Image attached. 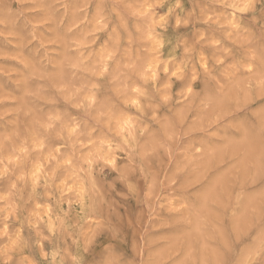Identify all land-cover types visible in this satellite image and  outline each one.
<instances>
[{"label":"rangeland","instance_id":"1","mask_svg":"<svg viewBox=\"0 0 264 264\" xmlns=\"http://www.w3.org/2000/svg\"><path fill=\"white\" fill-rule=\"evenodd\" d=\"M6 1L4 2V0H0V5H2L0 6V264H143L144 262V264H183V262L184 264H212L214 262L213 260L216 259L219 261L225 260L224 264H264V169L261 175L258 174V177L255 178L256 184L254 183L252 184L253 186L251 185L250 189H254L256 192L249 200L254 199L249 202L247 201L249 198V196H247L249 191L242 189L241 191H238L235 185L237 181L243 179L242 177H245V175L250 172L249 168L251 167L250 162L244 160V157L241 154L226 157L224 159L225 161L223 160L225 163L217 162L219 163L217 164L218 166L214 164L216 167L212 165L215 170H212V167L210 166L211 168L208 167L204 172H195V170H199L198 165L196 166L195 163L203 158L204 155H202V153H205V151L201 149L202 144L207 142V145H210L211 150L214 149V151L216 148H222V146H225V143L222 140L234 136L239 127H242L241 124L245 125V122H242V119L247 116L249 117V115L251 116V114L255 113L258 108L260 113L258 111L257 113L262 115L261 113L264 112V102L257 106H244L241 110L234 108L232 112L226 115V118L228 117L227 119L224 118L225 120H223L222 117V119L217 120L216 123H212L213 126L206 127V131L203 130V132L200 133L201 135H198V137H200L203 134L202 137L196 138L197 141L199 140L202 143L198 150H193L195 151L194 153H192L193 151L190 153L187 152L180 157L182 158V160H180V167L182 166L181 161L184 160V157L185 160L190 161L187 166L188 168L190 165L194 164L192 165L193 168L191 167L189 170H187V167L180 169V171L188 173V176L184 173L183 177H187H184V180H187L188 178L190 179L191 175L193 176V174L197 173L198 175H201L198 180L202 179L201 182L205 186L202 189L194 190L189 196L183 194L184 192L182 191L181 193L176 187L173 189L160 185L162 183L160 180L164 179L163 175L167 174V170L176 168L177 163L174 161V156L177 153L176 151H180L178 139H175L173 142V144L176 143V145H172L171 148L165 146L162 150V152L164 151L165 153V155L163 153L162 156L163 161L156 166L157 168H155L153 173V178L156 183H154V185L157 186L158 184L157 189L159 186L160 187L158 190H153L157 196L154 198L152 197L151 203L148 204L147 209H145L147 207L145 198L148 196L147 187L149 185L146 181L147 177L144 176L141 171H137L131 178L120 177V170L123 167H128L129 163L132 164L130 158H134V153H140L144 136L155 137L160 134L158 127L151 124L149 121L154 113H147V116L143 113V108L149 107V102L143 103L141 102V98H145L149 93H152V91L154 92V90L156 93L160 94L161 99L164 101L169 99L170 95H172L174 102L169 105L167 103L163 104L159 101L150 104L152 106H150L151 108L158 109L161 113L159 117V119H161H158L157 121L158 124L160 122L163 123V121L165 122V119L167 120L170 117V110L182 102V97L186 98L182 95V97L177 99L176 96L180 94L177 93L175 89H172V91L170 90L171 86L174 85V80H177L176 77L178 75L175 76V73L180 71V69H177L176 67L173 68L174 70L172 69L167 72L164 80H162L164 81L162 82L164 85L158 83L156 88H154L155 86L152 87L154 85L152 79L150 80L154 75V70L152 69L157 67L159 71H163V64L161 63L165 58L166 49L171 45L170 47L176 46L180 49V52L178 51L179 54H181L182 51L186 52L188 55L187 59H191V61L190 59H188V61L186 60L188 68H186L185 65L182 66L186 71H194L198 68L201 69L202 67H205L206 64H209L210 62L215 63L217 60L224 61L226 58L219 57V52L222 54H225L226 52L228 53V49L226 48L228 44H235V41L237 43V41L245 40V37L250 33H252L253 41L256 44L258 42L256 47L261 46L260 48L264 50V28L258 27V24L261 23V15L254 11L253 16L256 17L254 19L247 11L239 12L233 9L232 6L229 5L230 1L228 2L227 0L224 3L217 0H91L93 3H91L90 0ZM177 1L179 3H176ZM242 1L244 2L242 3ZM232 2L241 8L246 7L247 9L248 7V10L252 9L256 3L259 4L258 0H236V2L235 0H232ZM223 5L227 7H224ZM199 7L201 8V12ZM212 7L214 9H212ZM263 7L264 6H262V8ZM183 9L185 10L183 11ZM196 10L197 13L200 12V15L196 13ZM189 11H192L193 13H188ZM171 12L174 13L172 14ZM224 12L226 18L224 17ZM71 13H73V15ZM187 13L189 15H187ZM177 15L178 18H175ZM213 15L216 17L214 18ZM201 16H205L204 19L206 17L209 19L206 18L204 20ZM180 18L181 20H179ZM210 18H213L214 21H209L211 20ZM249 20L252 21L249 22ZM14 21L16 24H12ZM176 21H179L180 24ZM184 22H187V24ZM244 23H246L247 26H244L246 25ZM252 23L255 24L252 25ZM110 25H112V27ZM103 26L105 29H103ZM215 26L219 28L215 29ZM252 26L254 29L257 28V31H254ZM114 27L118 28V30L114 29ZM63 28L65 29L62 30ZM248 28H250V30H248ZM235 29H239V32L236 31V33ZM61 30L62 33H60ZM176 30L179 32L181 31L180 34ZM206 32L211 35L209 36ZM216 32L220 35H217ZM163 33L165 35H163ZM212 35L214 37H212ZM134 36V40H137L138 37L140 39L136 42L132 40ZM179 37L184 38L180 39ZM227 37H229V41H226L228 40ZM239 37L240 40L238 39ZM259 38L261 39L259 40ZM24 40L26 45L23 43ZM95 42L98 43L96 44ZM101 43L102 45H100ZM95 44L98 46H95ZM212 45L218 47L216 51H219L218 54H215L213 57L211 54L207 53V48L204 47L206 46L210 49V46ZM182 48L186 49L182 50ZM199 49H201V51ZM66 50H69V53H67ZM202 50L203 53H205L204 55L196 54L197 52H202ZM248 51L252 54L253 49L248 48ZM246 53L247 52H244V54L241 53V58L238 56L241 61V67L238 69V73L237 71H230L229 68H231L232 64L229 65L228 61H225L228 69L224 68L223 72L219 75H227L228 73L231 74L229 75L231 79L228 78V82L224 79L223 81L220 80L219 83H221V85H219L221 88H227L226 84L229 85L233 82V75H235L234 78L240 77L239 79L241 80L250 79L261 69L257 64H248ZM252 55H254V53ZM93 58H96L97 60H93ZM201 60L203 61L201 62ZM157 62H159L160 65L159 63L156 65ZM192 65L195 66V68ZM253 68H255V71H253ZM245 70H250L249 72L251 73L245 75L242 73V71L246 72ZM150 75L151 77H149ZM50 76H52V78ZM139 77L141 79L142 77L143 79L146 77L144 80H148V82H142L143 79L140 80ZM168 78L170 84L167 83ZM165 79L167 84L165 83ZM98 80L99 82L103 80L100 82L102 85L98 83ZM259 82L262 83L263 80L259 79L258 83ZM97 84L99 86H97ZM255 84L256 86H254ZM75 85L77 88H75ZM165 85L166 87H164ZM167 85L169 87L168 89ZM244 85L245 86L242 87L244 89L239 90V92L241 91L240 93H238V91L235 92L236 96L244 93L245 90L248 94L250 93V90L255 91V89H258L257 81L250 85ZM261 87H264V82L261 86L259 85V88ZM248 88L250 90H248ZM148 90L150 92H148ZM77 91L79 92L77 93ZM165 91H167V94ZM81 92H83V94ZM112 92H114V94ZM80 95L82 98H80ZM113 95L114 97H112ZM73 98L76 100L73 101ZM87 100L90 101L89 104V101ZM114 100L116 101L114 102ZM112 104H115V106L118 105L119 108L122 104V107L119 109L116 106L114 110ZM60 105L61 107L59 108ZM109 108L113 109L109 110ZM202 108L205 110L208 108V110H210L209 106H202ZM73 109H76L77 111L79 110L78 112L80 114L82 112L83 115L78 113L80 116H77L74 113L77 111H74ZM252 109L254 112L251 111ZM17 110L18 112L16 113ZM82 110H85L84 112H86L87 115ZM94 111L95 113H93ZM242 111L244 112L245 117L243 116ZM245 111H248L247 116L245 115ZM104 113L107 115H104ZM257 113L256 115H259ZM90 114L95 117L91 116L89 118ZM77 117H79V120ZM145 117L147 118L145 119ZM68 118H70V120ZM191 118L195 120L196 117L191 116ZM191 118L190 121H193ZM83 120H85V123H83ZM75 121H78V124ZM90 121L92 123H90ZM225 122L227 125H222V127L221 124H226ZM22 123H25L26 125L23 126L21 125ZM239 123L240 126L238 125ZM234 124L235 127L239 126L237 127L238 129H235ZM216 125L219 127L218 129H216ZM25 126L27 127L25 128ZM88 127L89 129H87ZM90 127L94 128L90 130ZM149 127H151L150 130ZM153 127L156 129L154 130ZM18 128L22 132L19 130L16 131ZM231 128H233V130ZM261 128L264 132V124ZM88 130L90 132L89 134L86 133ZM71 131L78 133V136L75 133L71 134ZM154 131H158V134ZM223 135L226 137L224 138ZM132 136H134L135 139H139V141H136L138 146H135V149L131 147V142L133 141V139L131 140ZM237 136L235 139L238 138ZM7 137H10V139H6ZM183 137H185V135ZM205 137L208 138L206 139ZM209 138L212 139V141ZM220 138L223 139L220 140ZM244 141L248 143L250 140L245 139ZM73 143L76 144L74 145ZM136 147L139 148L136 149ZM199 151L201 154H199ZM193 154L200 156H194ZM215 154L216 152L214 153V156ZM170 156L174 159H171ZM231 157H235V159H232ZM192 158L193 160H191ZM53 160L55 162H53ZM238 161L241 162L239 163ZM171 164H174V167H172ZM169 165L172 168H170ZM243 165H245V167ZM232 167L233 169H231ZM157 169L158 171H156ZM165 169H167L166 173H164ZM190 172H192L191 175ZM223 173L226 174L224 175ZM159 175H161V177ZM220 177L222 179H220ZM156 178H159V180H156ZM193 180L194 179L191 181ZM213 180H215V182ZM174 183L175 182H173V184ZM229 183L231 185H229ZM232 183L234 185H232ZM180 185L178 186L182 187ZM208 185L209 188L206 190L209 192L211 189L210 192L213 196H211L209 192L210 196L208 195L209 197L206 199L207 202L205 201V204L203 203V205L199 207V204L197 203L198 201L196 202L195 200L202 195L204 189L208 187ZM224 187H226V189ZM221 189L224 194L222 191L220 192ZM230 189L234 191H231ZM176 191H179L181 194ZM234 192L236 193L234 194ZM230 193L231 195L226 197L227 194ZM192 194L195 197H192ZM218 194L221 196L220 199H226L218 200ZM210 197L213 198V200H211ZM173 198L174 200H172ZM166 201H168V203ZM194 201L197 204H195ZM166 203L167 207L164 206ZM220 203L223 204L221 205ZM190 205L192 207H190ZM207 206H209V208ZM169 207L172 208V210ZM241 207H243L242 211ZM165 208H169V211ZM252 210L255 211L252 212ZM210 211L212 212V217H210ZM240 215H243L244 219L242 218L243 216L241 217ZM137 217L140 218L139 221L136 220L138 219ZM165 217L166 219L164 220ZM109 218L112 221H110ZM214 218L218 219L213 221ZM225 223L226 225L224 227ZM119 225H121L122 228ZM134 227L137 228L135 229ZM230 228L237 229L232 230ZM228 231L230 232L228 233ZM194 232L199 235H195ZM232 232L234 235H231L233 234ZM245 232H247V234ZM192 234L195 236L193 237ZM142 237H144V239H142ZM173 237H176V239ZM190 237L195 238V240L193 238L190 239ZM136 238L137 240L132 241ZM48 239L50 241H48ZM141 239L143 241L148 239L150 242L146 241L148 242L146 243ZM182 239L184 242L181 241ZM139 240L141 243L143 242V247L141 243H139ZM239 240L240 242H238ZM185 241H188L189 245L191 242V246H189L188 243H185ZM227 241L230 244H228ZM136 242L138 243L136 244ZM216 242L217 246L213 247L216 245ZM184 243L186 244L184 245L185 247H183ZM221 243L224 246L221 245ZM218 246H222L223 248H218ZM169 248H171V250L174 248V251L172 250V252H170L171 250ZM221 248L225 250H222ZM144 249L148 253L151 251L149 253L150 255H148L147 252H144ZM239 249L240 252L238 251L237 253V250ZM134 250L138 252H135ZM218 250L223 254V259H221V253H219L220 251ZM179 251H183L181 252V255ZM217 252L218 257L214 255V253ZM211 253H213V256ZM208 255H211L212 259H209L211 257ZM242 255L244 256L242 257ZM136 256H139V258ZM147 257H149V259L146 260ZM205 257L208 259L207 261L209 263L205 260ZM157 258L162 259L159 262L157 261ZM178 258L181 259V262ZM115 259L118 260L116 261ZM183 259L184 261H182ZM217 260L215 261L216 264H223V262H217ZM187 261L190 263H187Z\"/></svg>","mask_w":264,"mask_h":264},{"label":"bare ground","instance_id":"2","mask_svg":"<svg viewBox=\"0 0 264 264\" xmlns=\"http://www.w3.org/2000/svg\"><path fill=\"white\" fill-rule=\"evenodd\" d=\"M6 0H4V2H5ZM84 1V0H83ZM91 1V0H90ZM163 1H165V0H163ZM167 1V0H166ZM209 1V0H208ZM217 1H220L221 3H224V2H226V0H217ZM217 1H216V3H217ZM230 4V6H232V8L233 9H235L236 11H239V12H245V11H247L250 15H251V17L252 18H256L255 16H253V14H254V11L255 12H257L259 15H261V23H257L258 24V27L259 28H264L263 26H264V7L262 8V6H264V0H258V2H259V4L258 3H256L254 6H253V10L252 9H250V10H248V7H247V9H246V7H239V6H236L235 5V3L234 2H232V0H227ZM238 1V0H237ZM7 2V1H6ZM181 2V1H180ZM235 2H236V0H235ZM244 1H242V3H243ZM1 3V2H0ZM3 3V2H2ZM91 3H93L92 1H91ZM90 3V4H91ZM165 3V2H164ZM176 3H179L178 1L176 2ZM174 4V3H173ZM209 4H210V2H209ZM212 4V3H211ZM10 5V4H9ZM103 5V4H102ZM176 5H178V4H176ZM217 5V4H216ZM0 6H2V5H0ZM5 6V5H4ZM164 6V5H163ZM174 6H175V4H174ZM215 6V5H214ZM213 6V7H214ZM218 6V5H217ZM222 6V5H221ZM224 7H227V6H225V5H223ZM9 7V6H8ZM50 7V6H49ZM209 7V6H208ZM208 7H207V9H208ZM212 7V9H214ZM194 8V7H193ZM196 8H197V6H196ZM200 8V7H199ZM216 8H218V7H216ZM231 8V7H230ZM231 8V9H232ZM187 9V8H186ZM198 9V8H197ZM206 9V10H207ZM7 10V9H6ZM185 9H183V11H184ZM199 10V9H198ZM218 10H221V9H218ZM223 10V9H222ZM2 11H3V9H2ZM79 11V10H78ZM82 11V10H81ZM169 11V10H168ZM175 11V10H174ZM193 11V10H192ZM192 11H189L188 13H190L191 12V14L193 13ZM195 11V10H194ZM7 12V11H6ZM77 12V11H76ZM176 12V11H175ZM187 12V11H186ZM200 12H201V8H200ZM199 12V13H200ZM205 12V11H204ZM218 12V11H217ZM8 13V12H7ZM102 13V12H101ZM169 13V12H168ZM172 13V12H171ZM174 13V12H173ZM172 13V14H173ZM184 13V12H183ZM187 13V15H189ZM196 13H197V10H196ZM199 13H197V14H199ZM72 15H73V13H71ZM92 14V13H91ZM185 14V13H184ZM195 14V13H194ZM214 14H215V12H214ZM218 14H221V13H218ZM243 14H245V13H243ZM258 14H257V16H258ZM7 15V14H6ZM5 15V16H6ZM9 15V14H8ZM165 15V14H164ZM163 15V16H164ZM168 15V14H167ZM166 15V16H167ZM200 15V14H199ZM210 15V14H209ZM225 12H224V17H225ZM256 15V14H255ZM172 16V15H171ZM184 16V15H183ZM183 16H181V17H183ZM192 16V15H191ZM198 16V15H197ZM211 16V15H210ZM209 16V17H210ZM219 16V15H218ZM232 16V15H231ZM246 16H248V15H246ZM7 17V16H6ZM5 17V18H6ZM9 17V16H8ZM87 17H88V15H87ZM127 17V16H126ZM125 17V18H126ZM200 17V16H199ZM201 17H203V16H201ZM205 17V16H204ZM204 17H203V19H204ZM213 17L215 18L216 16H214L213 15ZM259 17V16H258ZM72 18H73V16H72ZM120 18V17H119ZM173 18H174V15H173ZM175 18H178V15H177V17H175ZM186 18V17H185ZM189 18H190V16H189ZM194 18V17H193ZM206 18H208V17H206ZM205 18V19H206ZM226 18V17H225ZM235 18V17H234ZM9 19V18H8ZM90 19V18H89ZM113 19V18H112ZM116 19V18H115ZM127 19V18H126ZM204 19V20H205ZM209 19V18H208ZM211 20H209V21H214V19L213 18H210ZM217 19V18H216ZM215 19V20H216ZM228 19V18H227ZM232 19V18H231ZM248 19V18H247ZM13 20V19H12ZM86 20H88V19H86ZM169 20H170V18H169ZM175 20V19H174ZM179 20H181V18L179 19ZM190 20V19H189ZM221 20V19H220ZM223 21H225L224 19H222ZM257 20V19H256ZM184 21V20H183ZM191 21H193V20H191ZM252 21V20H251ZM250 20H249V22H251ZM253 21H255V20H253ZM54 22H56V21H54ZM53 22V23H54ZM86 22H88V21H86ZM117 22H118V20H117ZM116 22V23H117ZM127 22V21H126ZM125 22V23H126ZM177 22V21H176ZM216 22V21H215ZM218 22V21H217ZM220 22V21H219ZM228 22V21H227ZM15 23V21L14 22H12V24H14ZM85 23V22H84ZM84 23H82V24H84ZM177 23H179V21L177 22ZM185 24H187V22H184ZM203 23H205V22H203ZM225 23V22H224ZM243 23V22H242ZM16 24V23H15ZM59 24V23H58ZM88 24H90V23H88ZM127 24V23H126ZM165 24V23H164ZM180 24V23H179ZM184 24V25H185ZM201 24V23H200ZM206 24V23H205ZM244 24H246V23H244ZM250 24V23H249ZM253 24H255V23H252V25ZM1 25V24H0ZM56 25V24H55ZM60 25V24H59ZM94 25V24H93ZM108 25H109V23H108ZM194 25V24H193ZM223 25V24H222ZM23 26V25H22ZM57 26V25H56ZM78 26V25H77ZM85 26V25H84ZM111 27H112V25H110ZM127 26V25H126ZM139 26V25H138ZM195 26H198V25H195ZM194 26V27H195ZM217 26V25H216ZM215 26V27H216ZM244 26H247V24L246 25H244ZM250 26V25H249ZM255 26V25H254ZM10 27H11V23H10ZM9 27V28H10ZM108 27V26H107ZM179 27V26H178ZM181 27V26H180ZM184 27V26H183ZM187 27V26H186ZM189 27V26H188ZM202 27V26H201ZM238 27V26H237ZM241 27V26H240ZM253 27V26H252ZM256 27V26H255ZM14 28V27H13ZM58 28V27H57ZM86 28V27H85ZM101 28V27H100ZM139 28H141V27H139ZM156 28V27H155ZM182 28V27H181ZM180 28V29H181ZM219 28V27H218ZM217 27L215 28V29H218ZM221 28V27H220ZM232 28V27H231ZM65 28H63L62 30H64ZM74 29V28H73ZM103 29H105L104 28V26H103ZM114 29H117L118 30V28H116V27H114ZM125 29V28H124ZM166 29V28H165ZM179 29V30H180ZM195 29V28H194ZM204 29V28H203ZM227 29V28H226ZM234 29V28H233ZM241 29V28H240ZM243 29H245V28H243ZM253 29H254V27H253ZM257 29V28H256ZM256 29H254V31H257ZM59 30V29H58ZM62 30L60 31V33H62ZM72 30V29H71ZM83 30V29H82ZM123 30V29H122ZM182 30V29H181ZM248 30H250V28H248ZM258 30H260V29H258ZM264 30V29H263ZM102 31V30H101ZM107 31V30H106ZM171 31V30H170ZM177 31V30H176ZM183 31V30H182ZM213 31H215V30H213ZM216 31H218V30H216ZM219 31H220V29H219ZM239 32V29H235V32ZM70 32V31H69ZM112 32V31H111ZM177 32H179V31H177ZM181 32V31H180ZM180 32H179V34H180ZM192 32V31H191ZM199 32V31H198ZM201 32V31H200ZM204 32V31H203ZM236 32V33H237ZM241 32V31H240ZM249 32H252V31H249ZM26 33V32H25ZM58 33V32H57ZM59 33V34H60ZM106 33V32H105ZM104 33V34H105ZM140 33V32H139ZM176 33V32H175ZM185 33V32H184ZM196 33V32H195ZM202 33V32H201ZM207 33V32H206ZM242 33V32H241ZM244 33V32H243ZM254 33V32H253ZM263 33V32H262ZM261 33V34H262ZM71 34H72V32H71ZM95 34H96V32H95ZM94 34V35H95ZM99 34V33H98ZM102 34V33H101ZM110 34V33H109ZM116 34V33H115ZM173 34V33H172ZM194 34V33H193ZM208 34V33H207ZM207 34H205V35H207ZM216 34L218 35L219 33H217L216 32ZM215 34V35H216ZM235 34V33H234ZM239 34V33H238ZM22 35V34H21ZM20 35V36H21ZM63 35V34H62ZM68 35V34H67ZM94 35H92V36H94ZM163 35H165L164 33H163ZM170 35V34H169ZM198 35V34H197ZM209 35V34H208ZM211 35V34H210ZM209 35V36H210ZM214 35V34H213ZM212 35V37H214ZM220 35V34H219ZM222 35V34H221ZM256 35H258V34H256ZM61 36V35H60ZM66 36V35H65ZM136 36V35H135ZM135 36L133 37V39L132 40H134V38H135ZM172 36V35H171ZM176 36H177V34H176ZM208 36V37H209ZM244 36V35H243ZM255 36V35H254ZM261 36V35H260ZM22 37V36H21ZM63 37V36H62ZM112 37V36H111ZM120 37V36H119ZM122 37H123V35H122ZM121 37V38H122ZM125 37V36H124ZM185 37V36H184ZM184 37H179L180 39L181 38H184ZM191 37V36H190ZM193 37V36H192ZM219 37V36H218ZM263 37H264V35H263ZM23 38V37H22ZM98 38H99V36H98ZM102 38V37H101ZM120 38V39H121ZM172 38V37H171ZM228 38V40H226V41H229V37H227ZM226 38V39H227ZM261 38H262V36H261ZM261 38H259V40L261 39ZM138 39H140L139 37H138ZM137 39V40H138ZM194 39V38H193ZM212 39V38H211ZM210 39V40H211ZM221 39V38H220ZM236 39V38H235ZM234 39V40H235ZM239 40H240V37L238 38ZM241 39H243V38H241ZM26 40H28V39H26ZM101 40V39H100ZM102 40H103V38H102ZM111 40V39H110ZM124 40V39H123ZM137 40H134V41H136L137 42ZM176 40V39H175ZM179 40V39H178ZM182 40H184V39H182ZM181 40V41H182ZM196 40V39H195ZM195 40H194V43H195ZM201 40H202V38H201ZM203 40H206V39H203ZM222 40V39H221ZM220 40V41H221ZM104 41H105V39H104ZM233 41V40H232ZM255 41H257V40H255ZM263 41H264V39H263ZM25 42V40L23 41V43ZM27 42V41H26ZM29 42V41H28ZM123 42V41H122ZM133 42V41H132ZM135 42V43H136ZM175 42V41H174ZM211 42V41H210ZM234 42V41H233ZM31 43V42H30ZM37 43V42H36ZM96 43V42H95ZM98 43V42H97ZM96 43V44H97ZM103 43V42H102ZM102 43L100 44V45H102ZM119 43V42H118ZM129 43V42H128ZM25 44V43H24ZM95 44V46H98V45H96ZM170 44V43H169ZM26 45V44H25ZM42 45V44H41ZM113 45V44H112ZM116 45V44H115ZM115 45H114V47H115ZM258 45V42H257V44L253 41V37H252V33H250L249 35H247L246 37H245V40H240V41H237V43H236V41H235V44H228L227 46H226V48L228 49V53L226 52L225 54H222L221 52H219V51H216L217 50V48L218 47H216V46H214V45H212V46H210V49H209V47H206V46H204L205 48H207V53L208 54H211V56L213 57V56H215V54H218V52L220 53V56L219 57H223V58H226L224 61H218L217 60V62H215V63H212V62H210L209 64H206L205 65V67H202L201 69H195L194 71H186V70H184L183 69V65H185L186 66V68H188L187 67V62H186V60L188 61V59H190V58H188L187 59V57H188V55L186 54V52H181V54H179L178 53V51L180 52V49L179 48H177L176 46H173V47H170L169 46V48H167L166 49V54H165V58L163 59V61H162V63L161 64H163V71H159V69L156 67L155 69H152V70H154V75H153V77L152 78H150V80L152 79V82L154 83V85L152 86V87H154V88H156V86H157V84L158 83H161V84H163L162 82H164V81H162V80H164V78H165V75L167 74V72L169 71V70H172L173 68H177V69H180V71L179 72H177V73H175V76H177L176 77V79L177 80H174V82H173V84L174 85H172V82H171V88H170V90L172 91V89H175L176 91H177V93H179L180 95H177L176 96V98L178 99V98H180V97H182V95H184L186 98H184V97H182L181 99H182V102L181 103H179L175 108H173L172 110H170V113H171V115H170V117L166 120L165 119V122L163 121V123H157V121H158V119H159V117H160V112H159V110L158 109H153V108H151L152 106L150 105L151 103H153V102H161V103H163V104H171L172 102H174V100H173V97H172V95H170V98L169 99H167L166 101H164V100H162L161 99V97H160V94L159 93H156L155 92V90H154V92L152 91V93H149L145 98H141L142 99V101L141 102H143V103H148L149 102V107H144L143 108V113L144 114H146V116H147V113L148 114H150V113H154L153 114V117L149 120L150 122H151V124H154L155 126H157L158 127V129L160 130V134L159 135H157V136H155V137H153L152 135V137H149V136H147V137H145L144 136V138H143V143L141 144V150H140V153L139 154H136V153H134V158L133 157H131L130 158V161H132V164H128L129 166L128 167H123L121 170H120V174H121V176L120 177H123V178H131L132 176H134L135 175V173L137 172V171H141L142 173H143V175L144 176H146L147 178H146V181L148 182V187H147V190H148V196L145 198V202H146V208L145 209H147L148 208V204H150L151 203V199H152V197L154 198V197H156L157 196V194L156 193H154V191L153 190H156L157 189V186H158V184H157V186L156 185H154V183H155V179L153 178V173H154V171H155V168H157L156 166H158L159 164H160V162L161 161H163L162 160V156H163V153H164V151L162 152V150H163V148L165 147V146H168L169 148H171L172 147V145H176V143H174L173 144V142L175 141V139H178L179 141H178V145H180V148H179V152L178 151H176L177 153H176V155L174 156L175 157V162L177 163V165H176V168H172V167H174L172 164V167L170 166V168H172V169H170V170H167V169H165V172L164 173H166V170H167V174H164L163 176H164V179L163 180H160L162 183L160 184V185H162V186H167V188L168 187H170V188H173V189H175V187L181 192H184L183 194H187L188 196L194 191V190H197V189H202V188H204L205 186H204V184L201 182L202 181V179L201 180H198L199 178H200V176L201 175H198L197 173H199V172H204L205 170H207V168L208 167H212V165H217V164H219L220 162H223V160L226 158V157H228V156H236V155H239V154H241L243 157H244V160H248V162H250V168H249V173H247V174H249V175H245V177H242L243 179H240L239 181H237V183L235 184V182H234V184L236 185V189L238 190V191H241V189L242 190H246V191H249V193H248V195L247 196H249V198H248V202L249 201H252V200H249L251 197H253L254 195V193L256 192L254 189H250L251 188V185L252 184H254L255 183V178H257L258 177V174H260L261 175V173L263 172V169H264V132L261 130L262 128H261V126L264 124V112L263 113H261L262 115H260L259 113V108H258V112L259 113H257V111L255 112V113H253V114H251V116L249 115V117L247 116L248 114H247V112H246V118H244V119H242V122H245L244 124L245 125H243V124H241L242 125V127H239L240 126V123L238 124L239 126H236L235 127V124H234V127H235V129H238L237 127H239V129L237 130V132H236V134H234V136H231V137H227V138H225L224 137V135H227V134H224L223 135V137L225 138V139H223V138H220V140L221 139H223L222 141L225 143H223L225 146H222V148H216V150L214 151V149H212L211 150V148H210V145H207V142H205V143H201L199 140L197 141L196 140V138L198 137V135H201L200 133H202L203 132V130H205L206 131V127H209V126H211L212 125V123H216V121L217 120H219V119H222V117H223V120H225L224 118H226V115L227 114H229L230 112H232V110L235 108V109H240L241 110V108L243 109V107L244 106H250V107H252V105H254V106H257V105H260V104H262L263 102H264V87H261V88H259V85L261 86V84H263V82H264V50H262V48H260L261 46H258V47H256ZM32 46V45H31ZM30 46V47H31ZM126 46V45H125ZM186 46V45H185ZM184 46V47H185ZM192 46V45H191ZM191 46H189V47H191ZM38 47V46H37ZM113 47V48H114ZM183 47V46H182ZM121 48H123V47H121ZM193 48V47H192ZM248 48H252L253 49V51H252V54L254 53V55H252L251 54V52L250 51H248ZM88 49V48H87ZM96 49V48H95ZM117 49H118V47H117ZM125 49V48H124ZM185 50L186 48H182V50ZM191 49V48H190ZM190 49H189V51H190ZM209 49V50H208ZM93 50V49H92ZM102 50V49H101ZM121 50V49H120ZM196 50V49H195ZM200 51H201V49H199ZM204 50V49H203ZM203 50H202V52H197L196 53V51H195V53L198 55H200V54H202V55H204L205 53H203ZM246 50V51H245ZM67 51V53H69L68 51L69 50H66ZM65 51V52H66ZM108 51H110V50H108ZM125 51V50H124ZM216 51V52H215ZM64 52V53H65ZM98 52V51H97ZM100 52V51H99ZM103 52V51H102ZM119 52V51H118ZM244 52H247L246 53V56H247V62H248V64H250V65H254V64H257L258 66H260V70H258V72L257 73H255V75H254V77H252V78H248V79H244V80H241V79H239L240 77H238V78H234L235 77V75H233L234 77H232V80H233V82L231 83V84H229V85H227L226 84V87L227 88H225V87H223V88H221V83H219V81L220 80H222L223 81V79L226 81L228 78H230L231 79V77L229 76V75H231V74H228L227 73V75H219L221 72H223V69L224 68H227L228 66H227V64H225V61H228V64L230 65V64H232V66H231V68H229V70L230 71H237V73H238V69L241 67L240 66V60H239V58H238V56L241 58V53H243L244 54ZM66 53V54H67ZM109 53V52H108ZM125 53V52H124ZM190 53V52H189ZM192 53V52H191ZM162 54V53H161ZM194 54V53H193ZM208 54H207V56H208ZM232 54H233V56H232ZM98 55V54H97ZM119 55V54H118ZM82 56V55H81ZM114 56H116V55H114ZM64 57H66V56H64ZM96 57V56H95ZM100 57V56H99ZM161 57V56H160ZM192 57V56H191ZM101 58V57H100ZM118 58V57H117ZM198 58V57H197ZM196 58V59H197ZM200 58V57H199ZM90 59H92V58H90ZM97 60L96 58H93V60ZM113 59V58H112ZM159 59V58H158ZM210 59V58H209ZM114 60V59H113ZM115 60H116V58H115ZM160 60V59H159ZM88 61V60H87ZM90 61V60H89ZM100 61H101V59H100ZM119 61V60H118ZM158 61V60H157ZM190 61H191V59H190ZM203 60H201V62H202ZM242 61H243V59H242ZM113 62V61H112ZM160 62V61H159ZM159 62H157V64L156 65H158V63ZM196 62H198V61H196ZM200 62V61H199ZM206 62V61H205ZM84 63H85V61H84ZM84 63H82V64H84ZM87 63V62H86ZM156 63V62H155ZM189 63V62H188ZM191 63H193V62H191ZM245 63V62H244ZM242 64H243V62H242ZM141 65V64H140ZM159 65H160V63H159ZM193 66V65H192ZM197 66V65H196ZM243 66V65H242ZM246 66V65H245ZM81 67V66H80ZM114 67V66H113ZM141 67H143V66H141ZM194 68H195V66H193ZM198 67H200V66H198ZM244 67V66H243ZM255 67V66H254ZM56 68H58V67H56ZM62 68V67H61ZM193 68V69H194ZM110 69V68H109ZM124 69V68H123ZM228 69V68H227ZM242 69V68H241ZM244 69V68H243ZM255 68H253V71H255L254 70ZM97 70V69H96ZM95 70V71H96ZM137 70H138V68H137ZM151 70V71H152ZM174 70V69H173ZM31 71V70H30ZM74 71V70H73ZM246 71V70H245ZM250 70H247L246 72H243L242 71V73H244L245 75H247V74H250L251 72H249ZM23 72H25V71H23ZM56 72V71H55ZM107 72V71H106ZM115 72V71H114ZM173 72V71H172ZM176 72V71H175ZM190 72H192V73H190ZM230 73V72H229ZM105 74V73H104ZM132 74V73H131ZM151 74V73H150ZM174 74V73H173ZM224 74V73H223ZM226 74V73H225ZM55 75V74H54ZM56 75H57V73H56ZM82 75V74H81ZM121 75V74H120ZM129 75V74H128ZM127 75V76H128ZM172 75V74H171ZM170 75V76H171ZM241 75H243V74H241ZM86 76V75H85ZM93 76V75H92ZM114 76V75H113ZM174 76V77H175ZM244 76V75H243ZM252 76H253V74H252ZM257 76V77H256ZM48 77V76H47ZM51 78H52V76H50ZM130 77H131V75H130ZM129 77V78H130ZM149 77H151V75L149 76ZM173 77V76H172ZM49 78V77H48ZM82 78V77H81ZM85 78V77H84ZM87 78H88V76H87ZM140 78V77H139ZM146 78V77H145ZM144 78V79H145ZM24 79V78H23ZM59 79V78H58ZM95 79V78H94ZM121 79V78H120ZM131 79V78H130ZM129 79V80H130ZM142 79H143V77H142ZM141 78H140V80H142ZM142 80V82L144 81H146V82H148V80ZM243 79V78H242ZM263 80V82L261 83V82H259V83H261V84H259L258 83V80ZM54 80V79H53ZM56 80V79H55ZM62 80V79H61ZM90 80V79H89ZM137 80H138V78H137ZM136 80V81H137ZM40 81V80H39ZM45 81H46V79H45ZM52 81V80H51ZM103 81V80H102ZM102 81H100V82H102ZM125 81H128V80H125ZM177 81V82H176ZM257 81V85H258V89H255V91L253 90H250L249 88H248V90H250L249 92L250 93H248L247 94V92H246V90H245V92L244 93H241V94H238V96H236L235 94V92H237L238 91V93H240L239 92V90H241V89H244V88H242L243 86H245L244 84H247V85H250V84H253V83H255ZM78 82H80V81H78ZM99 82V80H98V83H100ZM120 82H122V81H120ZM135 82V81H134ZM227 82H228V80H227ZM231 82V81H230ZM38 83V82H37ZM165 83H166V79H165ZM167 83H169L170 84V81H169V78L167 79ZM166 83V84H167ZM224 83V82H223ZM28 84H31V83H28ZM77 84V83H76ZM101 85H102V83H100ZM109 84V83H108ZM125 84H126V82H125ZM168 84V85H169ZM220 84V85H219ZM24 85V84H23ZM69 85V84H68ZM164 85V84H163ZM168 85H167V89L169 88L168 87ZM224 85V84H223ZM222 85V86H223ZM16 86V85H15ZM22 86V85H21ZM29 86V85H28ZM33 86V85H32ZM40 86V85H39ZM51 86V85H50ZM60 86H62V85H60ZM76 86V85H75ZM97 86H99L98 84H97ZM170 86V85H169ZM254 86H256V84L254 85ZM253 86V87H254ZM55 87V86H54ZM57 87V86H56ZM84 87V86H83ZM107 87V86H106ZM159 87V86H158ZM164 87H166V85L164 86ZM25 88V87H24ZM47 88V87H46ZM66 88V87H65ZM75 88H77V86L75 87ZM88 88H92V87H88ZM111 88V87H110ZM150 88V87H149ZM148 88V89H149ZM51 89V88H50ZM85 89V88H84ZM99 89V88H98ZM109 89V88H108ZM152 89V88H151ZM253 89V88H252ZM41 90H44V89H41ZM79 90H80V88H79ZM127 90V89H126ZM21 91H22V87H21ZM20 91V92H21ZM66 91H68V90H66ZM90 91V90H89ZM108 91V90H107ZM107 91H105V92H107ZM111 91H112V89H111ZM65 92V91H64ZM79 91H77V93H78ZM96 92V91H95ZM103 92V91H102ZM109 92V91H108ZM119 92V91H118ZM148 92H150L149 90H148ZM166 92V94H167V91H165ZM183 92V93H182ZM41 93H43V92H41ZM82 94H83V92H81ZM94 93V92H93ZM104 93V92H103ZM113 94H114V92H112ZM175 93V92H174ZM74 94H76V93H74ZM81 94V95H82ZM101 94V93H100ZM78 95V94H77ZM80 95V96H81ZM101 95H103V94H101ZM100 95V96H101ZM240 95V96H239ZM65 96V95H64ZM73 96V95H72ZM83 96V95H82ZM82 96L80 97V98H82ZM105 96V95H104ZM140 96H143V95H140ZM230 96V97H229ZM112 97H114V95L112 96ZM111 97V98H112ZM64 98H66V97H64ZM106 98V97H105ZM104 98V99H105ZM116 98H117V96H116ZM29 99H30V97H29ZM77 99H79V98H77ZM99 99V98H98ZM110 99V98H109ZM43 100V99H42ZM76 100V99H75ZM74 100V98H73V101H75ZM94 100V99H93ZM102 100V99H101ZM87 101H89V100H87ZM86 101V102H87ZM116 100H114V102H115ZM85 102V103H86ZM103 102V101H102ZM112 102V101H111ZM67 103V102H66ZM90 103V101L88 102V104ZM108 103V102H107ZM117 103H119V102H117ZM56 104V103H55ZM125 104V103H124ZM140 104V103H139ZM53 105V104H52ZM51 105V106H52ZM99 105H101V104H99ZM103 105V104H102ZM113 106H114V110H115V107L117 106L118 108H119V106L118 105H116L115 106V104H112ZM120 105V104H119ZM264 105V104H263ZM54 106V105H53ZM56 106V105H55ZM97 106V105H96ZM104 106V105H103ZM121 107H122V104L120 105ZM151 106V107H150ZM202 106H209L210 108V110H208V108L205 110V109H203L202 108ZM61 107V105L59 106V108ZM87 107V106H86ZM90 107V106H89ZM110 107V106H109ZM120 107V108H121ZM170 107V106H169ZM177 107H178V109H177ZM260 107V106H259ZM263 107V106H262ZM22 108V107H21ZM57 108V107H56ZM74 108V107H73ZM83 108V107H82ZM101 108V107H100ZM105 108V107H104ZM107 108H108V106H107ZM119 108V109H120ZM255 108V107H254ZM80 109V108H79ZM88 109V108H87ZM103 109V108H102ZM111 109H113V108H111ZM110 108H109V110H111ZM166 109H168V108H166ZM245 109H247V108H245ZM74 111H77L76 109H73ZM86 110V109H85ZM84 110V111H85ZM239 110V111H240ZM250 110V109H249ZM73 111V112H74ZM79 111V110H78ZM74 112L77 116H80L81 114H82V112H81V114L79 113V112ZM83 111V110H82ZM83 111V112H84ZM88 111V110H87ZM163 111V110H162ZM238 111V110H237ZM251 111H253L254 112V110L252 109ZM251 111H249V112H251ZM18 112V110L16 111V113ZM37 112V111H36ZM167 112V111H166ZM165 112V113H166ZM56 113V112H55ZM78 113L80 114V115H78ZM84 113H86V112H84ZM93 113H95V111L93 112ZM237 113V112H236ZM239 113H241V112H239ZM242 113H243V116H244V112L242 111ZM256 113L257 114H259V115H256ZM57 114V113H56ZM106 113H104V115H105ZM151 114V115H152ZM169 114V113H168ZM167 114V115H168ZM255 114V115H254ZM49 115V114H48ZM64 115V114H63ZM66 115V114H65ZM70 115V114H69ZM68 115V116H69ZM74 115V114H73ZM75 115V116H76ZM83 115V114H82ZM86 115H87V113H86ZM107 115V114H106ZM235 115V114H234ZM237 115V114H236ZM241 115V114H240ZM254 115V116H253ZM20 116H21V114H20ZM93 117L94 115H92V114H90V116H89V118L90 117ZM191 116H195L196 118H195V120H193L192 118H191ZM231 116V115H230ZM18 117V116H17ZM95 117V116H94ZM98 117V116H97ZM245 117V116H244ZM34 118V117H33ZM71 118V117H70ZM70 118H68L69 120H70ZM78 118V120H79V117H77ZM81 118H82V116H81ZM87 118V117H86ZM147 117H145V119H146ZM190 118L193 120V121H190ZM228 118V117H227ZM226 118V119H227ZM23 119H25V118H23ZM62 119V118H61ZM92 119V118H91ZM161 119V118H160ZM159 119V120H160ZM164 119V118H163ZM230 119V118H229ZM228 119V120H229ZM236 119V118H235ZM234 119V120H235ZM86 120H88V119H86ZM94 120V119H93ZM21 121H22V119H21ZM23 121H25V120H23ZM63 121V120H62ZM74 121V120H73ZM84 122L83 123H85V120H83ZM227 121V120H226ZM239 121H241V120H239ZM30 122V121H29ZM56 122V121H55ZM61 122V121H60ZM75 122H77V124H78V121H75ZM80 122H81V120H80ZM87 122V121H86ZM144 122V121H143ZM221 122V121H220ZM236 122H238V121H236ZM73 123V122H72ZM71 123V124H72ZM90 123H92L91 121H90ZM226 123V122H225ZM55 124V123H54ZM60 124V123H59ZM141 124V123H140ZM147 124V123H146ZM219 124V123H218ZM255 124V125H254ZM21 125H26L25 123L23 124H21ZM36 125V124H35ZM38 125V124H37ZM44 125V124H43ZM67 125V124H66ZM82 125H84V124H82ZM90 125V124H89ZM89 125H87V126H89ZM94 125V124H93ZM150 125V124H149ZM153 125V126H154ZM220 125V124H219ZM226 126L227 125V123L226 124H221V126ZM86 126V127H87ZM213 126V125H212ZM217 126V125H216ZM215 126V127H216ZM222 126V127H223ZM229 126H232V125H229ZM27 126H25V128H26ZM37 127V126H36ZM86 127H85V129H86ZM132 127V126H131ZM19 128H23V127H19ZM19 128L16 130V131H18L19 130ZM29 128H30V126H29ZM94 128V127H93ZM92 127H90V130L91 129H93ZM154 128V127H153ZM219 127L217 126V128L216 129H218ZM33 129V128H32ZM35 129V128H34ZM39 129V128H38ZM87 129H89V127L87 128ZM151 129V127H149V130ZM156 128H154V130H155ZM157 129V130H158ZM207 129H209V128H207ZM225 129V128H224ZM232 130H233V128H231ZM30 130V129H29ZM82 130V129H81ZM131 130H133V129H131ZM220 130V129H219ZM20 131V130H19ZM28 131V130H27ZM121 131V130H120ZM208 131V130H207ZM235 131V130H234ZM20 132H22V131H20ZM20 132H19V134H20ZM28 132H30V131H28ZM68 132V131H67ZM79 132V131H78ZM83 132V131H82ZM92 132V131H91ZM154 132H156V131H154ZM62 133V132H61ZM72 133H75V132H72L71 131V134ZM86 133H90L89 132V130H88V132H86ZM146 133V132H145ZM157 134H158V131L156 132ZM228 133V132H227ZM18 134V135H19ZM63 134V133H62ZM77 136H78V133H75ZM74 134V135H75ZM79 134H80V132H79ZM84 134H85V132H84ZM152 134H153V132H152ZM64 135V134H63ZM75 135V136H76ZM86 135V134H85ZM136 135V134H135ZM143 135V134H142ZM179 135V136H178ZM185 135V137H183ZM207 135V134H206ZM205 135V136H206ZM238 135V136H237ZM69 136V135H68ZM84 136V135H83ZM182 136V137H181ZM202 136H203V134H202ZM202 136H200V137H202ZM238 137V138H236L235 139V137ZM17 137V136H16ZM67 137V136H66ZM89 137V136H88ZM200 137H198V138H200ZM210 137V136H209ZM240 137V138H239ZM61 138V137H60ZM73 138H74V136H73ZM72 138V139H73ZM123 138H124V136H123ZM206 138V137H205ZM208 138V137H207ZM206 138V139H207ZM6 139H10V137L8 138H6ZM133 139V141L131 142V147H133L134 149H135V146H138L137 145V142L136 141H139V139H135V137L134 136H132V138H131V140ZM202 139V138H201ZM210 139V138H209ZM245 139H247V140H250V141H248V143L246 142V141H244ZM60 140V139H59ZM74 140V139H73ZM119 140V139H118ZM204 140V139H203ZM211 141H212V139H210ZM41 141V140H40ZM66 141V140H65ZM205 141V140H204ZM45 144V143H44ZM74 144V143H73ZM72 144V145H73ZM76 144V143H75ZM74 144V145H75ZM128 144V143H127ZM201 144H202V146H201ZM210 144V143H209ZM129 146V145H128ZM200 146L202 147L201 149L202 150H204L205 151V153L203 152L202 153V155H204L203 156V158H201L200 160H196L195 162V165L197 166L198 165V171H196L195 170V172H197L196 174H193V176L191 175V173L193 172H190V175H191V180L192 179H194L193 181H195V182H193V181H191L189 178L187 179V180H184V177H186V176H188V173H186V172H182V171H180V169H182L183 167H187L188 165H189V163H190V161H187V160H185V157H184V160L183 161H181V167H180V160H182V158H180L182 155H184V154H186L187 152L188 153H190V152H192L193 150H198V148H200ZM221 146V145H220ZM40 147V146H39ZM44 147V146H43ZM140 147V146H139ZM139 147H136V149L137 148H139ZM175 147V146H174ZM177 148V147H176ZM46 149V148H45ZM130 149V148H129ZM166 149V148H165ZM40 150V149H39ZM173 150V149H172ZM45 151V150H44ZM48 151H50V150H48ZM36 152V151H35ZM45 152H47V151H45ZM131 152V151H130ZM139 152V151H138ZM165 152H166V150H165ZM173 152V151H172ZM195 151H193L192 153H194ZM216 152V154H215V156H214V153ZM132 153V154H133ZM61 154V153H60ZM174 154H175V151H174ZM199 154H201L200 153V151H199ZM3 155V154H2ZM1 155V156H2ZM136 155V156H135ZM164 155H165V153H164ZM189 155V154H188ZM194 156L195 155H197V154H193ZM42 156V155H41ZM47 156V155H46ZM51 156V155H50ZM173 156V155H172ZM172 156H170L171 157V159H174V158H172ZM190 156H192V155H190ZM198 157L200 156V155H197ZM167 157V156H166ZM169 157V156H168ZM186 157H187V155H186ZM239 157V156H238ZM56 158V157H55ZM180 158V159H179ZM232 158V157H231ZM46 159H47V157H46ZM49 159V158H48ZM51 159V158H50ZM168 159V158H167ZM232 159H235V157H233ZM238 159V158H237ZM241 159V158H240ZM165 160V159H164ZM189 160V159H188ZM191 160H193V158L191 159ZM227 160V159H226ZM230 160V159H229ZM5 161V160H4ZM173 161V162H174ZM225 161V160H224ZM228 161V160H227ZM242 161V160H241ZM240 161V162H241ZM46 162V161H45ZM53 162H55L54 160H53ZM174 162V163H175ZM217 162H219V163H217ZM239 162V161H238ZM239 162V163H240ZM6 163V162H5ZM125 163V162H124ZM123 163V164H124ZM166 163V162H165ZM169 163V162H168ZM175 163V164H176ZM223 163H225V162H223ZM243 163V162H242ZM7 164V163H6ZM123 164H121V165H123ZM170 164V163H169ZM179 164V165H178ZM248 164V163H247ZM56 165V164H55ZM192 165H194V164H192ZM192 165H190V167L189 168H191L192 167ZM214 165V166H215ZM180 168H179V167ZM213 166V167H214ZM218 166V165H217ZM244 167H245V165H243ZM120 167V166H119ZM138 167V168H137ZM210 167V168H211ZM212 167V170L214 169ZM216 167V166H215ZM242 167V166H241ZM249 167V166H248ZM56 168V167H55ZM112 168H113V166H112ZM121 168V167H120ZM166 168V167H165ZM189 168L187 167V170H189ZM193 168V167H192ZM194 168H195V166H194ZM117 169V168H116ZM220 169V168H219ZM231 169H233V167L231 168ZM68 170V169H67ZM164 170V169H163ZM193 170V169H192ZM215 170V169H214ZM72 171V170H71ZM90 171H92V170H90ZM118 171H119V169H118ZM156 171H158V169L156 170ZM160 171V170H159ZM183 171H186V170H183ZM211 171V170H210ZM240 171H242V170H240ZM114 172H116V171H114ZM227 172H229V171H227ZM231 172V171H230ZM58 173V172H57ZM71 173H73V172H71ZM90 173V172H89ZM184 173H186L187 175L186 176H184L183 177V175H184ZM240 173V172H239ZM264 173V172H263ZM75 174H76V172H75ZM75 174H74V176H75ZM92 174V173H91ZM113 174V173H112ZM116 174V173H115ZM139 174H140V172H139ZM208 174V173H207ZM224 175L226 174V173H223ZM54 175V174H53ZM79 175V174H78ZM89 175V174H88ZM117 175V174H116ZM198 175V176H197ZM221 175V174H220ZM220 175H218V176H220ZM240 175V174H239ZM263 175V174H262ZM80 176V175H79ZM90 176V175H89ZM160 177H161V175H159ZM195 176V177H194ZM197 176V177H196ZM264 176V175H263ZM263 176H261V177H263ZM158 177V176H157ZM159 177V178H160ZM205 177V176H204ZM222 177V176H221ZM220 177V179H222ZM75 178V177H74ZM79 178V177H78ZM77 178V179H78ZM159 178H156V180H159ZM187 178V177H186ZM217 178V177H216ZM208 179V178H207ZM235 179V178H234ZM234 179H233V181H234ZM260 179V178H259ZM224 180V179H223ZM92 181V180H91ZM90 181V182H91ZM207 181V180H206ZM214 182H215V180H213ZM217 181V180H216ZM259 181V180H258ZM173 182H175L174 184H173ZM210 182V181H209ZM211 182H212V180H211ZM230 182H232V181H230ZM92 183V182H91ZM144 183V182H143ZM158 183V182H157ZM259 183V182H258ZM100 184H101V182H100ZM142 184V183H141ZM156 184V183H155ZM181 184V185H180ZM185 184V185H184ZM208 184V183H207ZM210 184V183H209ZM216 184V183H215ZM233 183H232V185H234ZM256 184V183H255ZM143 185V184H142ZM178 185H180V186H182V187H179ZM229 185H231L230 183H229ZM184 186V187H183ZM213 186V185H212ZM220 186V185H219ZM218 186V187H219ZM253 186V185H252ZM255 186V185H254ZM144 187V186H143ZM160 187V186H159ZM159 187H158V189H159ZM207 188H209V185H208V187H206L205 189H204V192L202 193V195L200 196V197H198V199H196L195 201L199 204L198 206L200 207L201 205H203V203L205 204V201H206V199H208V197L211 195V196H213V194H211V192H210V190H209V192H210V195H209V192H208V190H206ZM225 189H226V187H224ZM232 188V187H231ZM234 188V190L236 191V189ZM143 189V188H142ZM157 189V190H158ZM213 189V188H212ZM263 189V188H262ZM161 190V189H160ZM165 190V189H164ZM206 190V191H205ZM231 191H234V190H232V189H230ZM230 190H228V191H230ZM258 190V189H257ZM144 191V190H143ZM163 191V190H162ZM172 191V190H171ZM179 191H176V192H179ZM202 191V190H201ZM216 191V190H215ZM222 191V189L220 190V192ZM13 192H14V190H13ZM158 192V191H157ZM164 192V191H163ZM168 192V191H167ZM170 192V191H169ZM174 192V191H173ZM175 192V193H176ZM179 192V193H180ZM181 192V193H182ZM213 192V191H212ZM223 192V191H222ZM237 192V191H236ZM236 192H234V194L236 193ZM262 192V191H261ZM178 193V194H179ZM180 193V194H181ZM218 193V192H217ZM228 193V192H227ZM238 193V192H237ZM240 193V192H239ZM12 194V193H11ZM141 194V193H140ZM172 194V193H171ZM177 194V193H176ZM182 194V195H183ZM201 194V193H200ZM223 194H224V192H223ZM226 194V193H225ZM245 194V193H244ZM163 195V194H162ZM170 195V194H169ZM209 195V196H208ZM219 195V194H218ZM217 195V196H218ZM228 195H231V193L230 194H227V196L226 197H228ZM144 196V195H143ZM180 196V195H179ZM184 196V195H183ZM197 196H199V195H197ZM221 196H222V193H221ZM220 195L218 196V200L220 199V197H221ZM224 196V195H223ZM237 197H239L238 195H236ZM235 196V197H236ZM182 197V196H181ZM192 197H195V196H193V194H192ZM191 197V198H192ZM233 197V196H232ZM143 198V197H142ZM165 198H167V197H165ZM164 198V199H165ZM184 198V197H183ZM193 199V198H192ZM210 199L211 200H213V198H211L210 197ZM209 199V200H210ZM224 199V198H223ZM223 199H220V200H223ZM226 199V198H225ZM224 199V200H225ZM230 199H233V198H230ZM237 199V198H236ZM235 199V200H236ZM136 200V199H135ZM167 200V199H166ZM172 200H174V198L172 199ZM194 200V199H193ZM192 200V201H193ZM217 200V199H216ZM217 200V201H218ZM195 201H194V203H195ZM217 201H215V202H217ZM231 201V200H230ZM56 202V201H55ZM143 202V201H142ZM144 202V203H145ZM159 202H160V200H159ZM163 202V201H162ZM167 203H168V201H166ZM207 202V201H206ZM209 202V201H208ZM222 202V201H221ZM225 202V201H224ZM233 202H234V200H233ZM237 202V201H236ZM242 202V201H241ZM244 202V201H243ZM165 203V202H164ZM167 203L164 205V206H166L167 205ZM191 203V202H190ZM197 203H195V204H197ZM218 203H219V201H218ZM194 204V205H195ZM215 204V203H214ZM217 204V203H216ZM221 204V203H220ZM219 204V205H220ZM223 204V203H222ZM221 204V205H222ZM208 205V204H207ZM144 206V205H143ZM162 206H163V204H162ZM161 206V207H162ZM216 206V205H215ZM218 206V205H217ZM230 206V205H229ZM242 206V205H241ZM155 207V206H154ZM167 207V206H166ZM190 207H192L191 205H190ZM197 207V206H196ZM208 208H209V206H207ZM206 207V208H207ZM126 208V207H125ZM124 208V209H125ZM156 208H158V207H156ZM164 208V207H163ZM163 208H162V210H163ZM170 208V207H169ZM169 208H165V209H169ZM203 208V207H202ZM216 209H218L217 207H215ZM220 208V207H219ZM243 207H241V211L243 210L242 209ZM152 209V208H151ZM160 209V208H159ZM171 210H172V208H170ZM195 209H198V208H195ZM246 209V208H245ZM252 209V208H251ZM211 210V209H210ZM213 210V209H212ZM215 210V209H214ZM135 211V210H134ZM143 211V210H142ZM169 211V210H168ZM217 211H219V210H217ZM216 211V212H217ZM240 211V210H239ZM255 210H252V212H254ZM167 212V211H166ZM208 212H209V210H208ZM251 212V211H250ZM210 217H212V212L210 211ZM213 213H214V211H213ZM257 213V212H256ZM14 214V213H13ZM115 214V213H114ZM200 214H201V212H200ZM199 214V215H200ZM242 214V213H241ZM252 214V213H251ZM160 215V214H159ZM198 215V214H197ZM202 215V214H201ZM200 215V216H201ZM13 216V215H12ZM140 216V215H139ZM241 216V215H240ZM243 216V215H242ZM241 216V217H242ZM14 217V216H13ZM111 218V217H110ZM109 218V219H110ZM138 218V217H137ZM221 218V217H220ZM243 219H244V216L242 217ZM12 219V218H11ZM119 219V218H118ZM139 219L140 218H138V219H136V220H138L139 221ZM166 219V217L164 218V220ZM218 218H214V220L213 221H215V220H217ZM235 219V218H234ZM108 220V219H107ZM132 220V219H131ZM208 220H210V219H208ZM110 221H112L111 219H110ZM137 221V222H138ZM242 221V220H241ZM115 222V221H114ZM117 222V221H116ZM134 222V221H133ZM229 222H230V220H229ZM113 223V222H112ZM136 223V222H135ZM155 223V222H154ZM197 223H199V222H197ZM231 223V222H230ZM233 223H234V221H233ZM235 223H237V222H235ZM117 224H118V222H117ZM138 224H139V222H138ZM195 224V223H194ZM110 225V224H109ZM135 225H137V224H135ZM225 225H226V223L224 224V227H225ZM111 226V225H110ZM110 226H108V227H110ZM120 227H121V225H119ZM230 226V225H229ZM232 226V225H231ZM234 226H235V224H234ZM241 226H242V224H241ZM244 226H245V224H244ZM246 226H247V223H246ZM107 227V228H108ZM172 227V226H171ZM223 227V226H222ZM223 227V228H224ZM243 227V226H242ZM122 228V227H121ZM135 228V227H134ZM137 228V227H136ZM135 228V229H136ZM166 228H167V226H166ZM216 228V227H215ZM218 228H220V227H218ZM109 229V228H108ZM124 229V228H123ZM164 229V228H163ZM163 229H161V230H163ZM174 229V228H173ZM227 229V228H226ZM230 229H232V228H230ZM237 228H235V229H232V230H236ZM167 231H169L168 229H166ZM165 230V231H166ZM204 230V229H203ZM231 230V231H232ZM239 230H240V228H239ZM157 231H159V230H157ZM197 231V230H196ZM222 231H224V230H222ZM61 232V231H60ZM203 232V231H202ZM230 231H228V233H229ZM193 233V232H192ZM195 233V232H194ZM219 233V232H218ZM233 233V232H232ZM246 234H247V232H245ZM58 234H59V232H58ZM147 234V233H146ZM241 234V233H240ZM244 234V233H243ZM195 235H199V234H197V233H195ZM194 235V236H195ZM231 235H234V233L233 234H231ZM148 236V235H147ZM192 236H193V234H192ZM193 236V237H194ZM213 236V235H212ZM224 236H225V234H224ZM228 236V235H227ZM247 236V235H246ZM254 236V235H253ZM145 237V236H144ZM144 237H142V239H144ZM150 237V236H149ZM192 237V238H193ZM131 238V237H130ZM174 238V237H173ZM183 238V237H182ZM188 238V237H187ZM191 237H190V239H192ZM213 238V237H212ZM222 238V237H221ZM228 238V237H227ZM231 238H232V236H231ZM247 238V237H246ZM252 238V237H251ZM260 238V237H259ZM21 239V238H20ZM49 239H50V237H49ZM48 239V241H50ZM54 239H55V236H54ZM141 239V240H142ZM151 239V238H150ZM174 239H176V237L174 238ZM177 239H178V237H177ZM184 239V238H183ZM183 239L181 240V241H183ZM190 239H188L189 241H191ZM194 240H195V238H193ZM215 239V238H214ZM229 239V238H228ZM228 239H226V240H228ZM256 239H257V237H256ZM116 240H118V239H116ZM115 240V241H116ZM134 240H137V238L136 239H133L132 241H134ZM151 240H153V239H151ZM156 240V239H155ZM204 240V239H203ZM216 240V239H215ZM215 240H213V241H215ZM220 240V239H219ZM241 240V239H240ZM240 240L238 241V242H240ZM253 240V239H252ZM255 240V239H254ZM16 241V240H15ZM143 241V240H142ZM145 242L146 241H149L148 239L147 240H144ZM143 241V242H144ZM206 241V240H205ZM223 241H225V240H223ZM229 241V240H228ZM227 241V242H228ZM256 241V240H255ZM25 242V241H24ZM142 242V243H143ZM150 242V241H149ZM154 242V241H153ZM184 242V241H183ZM182 242V243H183ZM192 242H194V241H192ZM207 242V241H206ZM205 242V243H206ZM226 242V243H227ZM237 242V243H238ZM253 242V241H252ZM57 243V242H56ZM55 243V244H56ZM110 243V242H109ZM115 243V242H114ZM138 242H136V244H137ZM139 243H141L140 242V240H139ZM141 243V245H142V247H143V245L144 244H142ZM146 243H148V242H146ZM185 243H188V241H185ZM183 244V247H185L184 245H186V244ZM219 243V242H218ZM255 244H257L256 242H254ZM13 244V243H12ZM44 244V243H43ZM49 244V243H48ZM89 244V243H88ZM135 244V243H134ZM153 244H155V243H153ZM193 244V243H192ZM228 244H230L229 242H228ZM239 244V243H238ZM46 245V244H45ZM44 245V246H45ZM175 245V244H174ZM179 245V244H178ZM188 245H189V243H188ZM212 245V244H211ZM220 245V244H219ZM221 245H223L222 243H221ZM14 246V245H13ZM29 246V245H28ZM136 246V245H135ZM171 246V245H170ZM180 246H181V244H180ZM189 246H191V242H190V245ZM201 246V245H200ZM207 246V245H206ZM213 246V245H212ZM215 246H217V242H216V245H214L213 247H215ZM224 246V245H223ZM30 247V246H29ZM126 247V246H125ZM152 247V246H151ZM220 247H222V246H218V248H220ZM38 248H40V247H38ZM139 248V247H138ZM172 248V247H171ZM171 248H169L170 250H171ZM191 248V247H190ZM204 248V247H203ZM223 248V247H222ZM221 248V249H222ZM239 248V247H238ZM13 249V248H12ZM22 249V248H21ZM30 249V248H29ZM168 249V250H169ZM174 249V248H173ZM172 249V250H173ZM202 249V248H201ZM208 249V248H207ZM215 249V248H214ZM237 249V248H236ZM19 250H20V247H19ZM66 250V249H65ZM150 250V249H149ZM148 250V251H149ZM172 250L170 251V252H172ZM182 250V249H181ZM187 250V249H186ZM209 250V249H208ZM216 250V249H215ZM222 250H225V249H222ZM234 250V249H233ZM71 251V250H70ZM125 251V250H124ZM135 251V250H134ZM174 251V250H173ZM175 251H176V249H175ZM200 251V250H199ZM218 251H220V250H218ZM238 251L240 252V249L239 250H237V253H238ZM245 251V250H244ZM246 251H247V249H246ZM135 252H138V251H135ZM144 252H147L145 249H144ZM151 252V251H150ZM149 252V253H150ZM180 252V251H179ZM181 252H183V251H181ZM181 252H180V255H181ZM185 252V251H184ZM202 252V251H201ZM210 252V251H209ZM209 252H208V254H209ZM224 252V251H223ZM248 252V251H247ZM37 253H39V252H37ZM59 253V252H58ZM142 253V252H141ZM148 253V252H147ZM148 253V255H150ZM195 253V252H194ZM219 253H221V251L219 252ZM246 253V252H245ZM244 253V254H245ZM89 254H91V253H89ZM88 254V255H89ZM165 254H166V252H165ZM177 254V253H176ZM183 254V253H182ZM212 254V256H213V253H211ZM217 254H218V252L217 253H214V255H216L217 256ZM133 255V254H132ZM139 255V254H138ZM142 255V254H141ZM141 255H140V257H141ZM179 255V254H178ZM184 255V254H183ZM182 255V256H183ZM220 255V254H219ZM223 254L221 253V259H223V256H222ZM238 255V254H237ZM70 256V255H69ZM84 256V255H83ZM82 256V257H83ZM112 256V255H111ZM146 256H147V254H146ZM185 256V255H184ZM202 256V255H201ZM209 256V255H208ZM212 256L210 255L209 257H211V258H209V259H212ZM216 256H215V258H216ZM236 256V255H235ZM239 256V255H238ZM244 255H242V257H243ZM127 257V256H126ZM134 257V256H133ZM136 257H138L139 258V256H136ZM143 257V256H142ZM144 257H145V255H144ZM149 257H151V256H149ZM149 257H147L146 258V260L147 259H149ZM173 257V256H172ZM186 257V256H185ZM218 257V256H217ZM225 257V256H224ZM228 257V256H227ZM61 258V257H60ZM114 258V257H113ZM153 258V257H152ZM151 258V259H152ZM168 258V257H167ZM166 258V259H167ZM175 258V257H174ZM183 258V257H182ZM206 258V257H205ZM204 258V259H205ZM233 258V257H232ZM239 258V257H238ZM237 258V259H238ZM128 259V258H127ZM142 259V258H141ZM161 259L162 258H160V259H158L157 258V261H161ZM172 259V258H171ZM176 259V258H175ZM174 259V260H175ZM179 259V258H178ZM197 259H198V257H197ZM203 259V258H202ZM213 259H214V257H213ZM225 259H226V257H225ZM234 259V258H233ZM71 260H73V259H71ZM116 261L118 260V259H115ZM140 260V259H139ZM165 260V259H164ZM169 260V259H168ZM167 260V261H168ZM173 260V259H172ZM180 260V262H181V259H179ZM186 260V259H185ZM206 261L208 260L207 258L205 259ZM217 260V259H216ZM216 260H213L214 262L216 261ZM236 260V259H235ZM31 261V260H30ZM112 261H113V259H112ZM140 261H142V260H140ZM144 261V260H143ZM149 261V260H148ZM163 261V260H162ZM182 261H184V259L182 260ZM204 261V260H203ZM210 261V260H209ZM212 261V262H213ZM224 261L225 260H221V261H219V260H217V262H223V264H224ZM233 261V260H232ZM69 262V261H68ZM67 262V263H68ZM75 262V261H74ZM138 262V261H137ZM189 261H187V263H188ZM197 262V261H196ZM202 262V261H201ZM208 262V261H207ZM214 262L212 263V264H214ZM237 262H239V261H237ZM82 263V262H81ZM116 263V262H115ZM131 263V262H130ZM140 263V262H139ZM145 263V262H144ZM143 263V264H144ZM172 263H173V261H172ZM190 263V262H189ZM209 263V262H208ZM229 263V262H228ZM240 263V262H239ZM118 264V263H117ZM122 264V263H121ZM180 264V263H179ZM183 264H184V262H183ZM197 264V263H196ZM207 264V263H206ZM215 264H216V262H215ZM226 264V263H225ZM234 264V263H233ZM236 264V263H235Z\"/></svg>","mask_w":264,"mask_h":264}]
</instances>
